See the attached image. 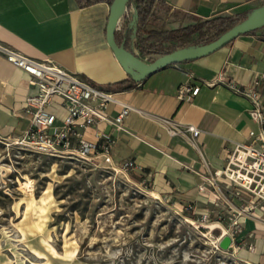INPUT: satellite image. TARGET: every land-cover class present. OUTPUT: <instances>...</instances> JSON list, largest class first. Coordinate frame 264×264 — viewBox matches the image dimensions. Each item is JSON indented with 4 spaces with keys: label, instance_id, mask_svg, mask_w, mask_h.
<instances>
[{
    "label": "crops",
    "instance_id": "0c3cea01",
    "mask_svg": "<svg viewBox=\"0 0 264 264\" xmlns=\"http://www.w3.org/2000/svg\"><path fill=\"white\" fill-rule=\"evenodd\" d=\"M161 1L170 10V29L225 13L247 18L264 5V0ZM109 12L105 1L81 7L79 0H0V40L31 57L51 58L130 103L133 109L124 124L131 133L99 126L118 137L114 162L134 160L131 170L147 181L152 192L187 208L202 213L224 208L228 215L237 216L240 231L232 249L249 264H264V226L258 224L264 222V214L260 210L240 213L242 201L228 192H220L215 205L199 190L205 177L225 165L234 143L247 141L248 130L260 128L248 113L250 101L235 88L258 80L264 94V23L212 53L183 59L136 81L107 42ZM128 13L134 25L135 8ZM132 36L135 45V31ZM184 82L200 85L199 92L178 98L177 89ZM36 92L30 75L0 54L1 137L16 140L28 128L26 98ZM121 108L118 102H110L107 112L116 116ZM55 109L65 113L60 105ZM187 124L202 130L194 142L170 132Z\"/></svg>",
    "mask_w": 264,
    "mask_h": 264
},
{
    "label": "rangeland",
    "instance_id": "374dc122",
    "mask_svg": "<svg viewBox=\"0 0 264 264\" xmlns=\"http://www.w3.org/2000/svg\"><path fill=\"white\" fill-rule=\"evenodd\" d=\"M157 15L156 26L170 27L169 9ZM117 165L48 156L0 136V264H249L219 246L228 213L204 220Z\"/></svg>",
    "mask_w": 264,
    "mask_h": 264
},
{
    "label": "built area",
    "instance_id": "2783aa9c",
    "mask_svg": "<svg viewBox=\"0 0 264 264\" xmlns=\"http://www.w3.org/2000/svg\"><path fill=\"white\" fill-rule=\"evenodd\" d=\"M0 54L26 71L30 75V83L37 86V92L26 98L24 112L29 118V126L16 139L17 142L48 156L115 165L113 155L118 137L99 126L107 124L117 131L131 133L124 124V119L133 109L130 103L118 99L115 93L95 85L80 73L58 65L51 58L31 57L1 40ZM258 83L255 80L244 88H235V91L250 101L248 113L259 124V130L249 129L247 141L235 142L225 165L215 169L213 175L205 177L199 190L205 192L208 202L215 205L221 199L220 192H228L242 201L240 213L255 214V210H260L263 215L264 94L258 88ZM199 90L200 85L184 82L178 87L177 96L188 99ZM110 102L121 104L118 115L111 116L107 112ZM57 105L65 110L64 114L56 111ZM170 132L194 142L202 130L194 124H187L184 128L174 127ZM117 166L125 172L134 168L135 162L127 160ZM210 212L203 214L204 220ZM215 212L222 218L225 210L220 208ZM238 225V217L228 215L226 231L233 241L239 232Z\"/></svg>",
    "mask_w": 264,
    "mask_h": 264
},
{
    "label": "trees",
    "instance_id": "16d2710c",
    "mask_svg": "<svg viewBox=\"0 0 264 264\" xmlns=\"http://www.w3.org/2000/svg\"><path fill=\"white\" fill-rule=\"evenodd\" d=\"M105 1L110 5L113 0H79L81 7H86L95 2ZM134 7L136 11L135 23L131 24L129 11ZM162 7H168L161 0H128L127 11L124 14V22L115 37L119 44L132 50L131 36L135 31L137 40L136 47L142 55L150 60L174 50L196 46L211 42L236 24L247 19L240 15L216 16L199 23L189 24L175 29L156 26L157 12ZM198 33L196 39L194 35Z\"/></svg>",
    "mask_w": 264,
    "mask_h": 264
},
{
    "label": "water",
    "instance_id": "95a60500",
    "mask_svg": "<svg viewBox=\"0 0 264 264\" xmlns=\"http://www.w3.org/2000/svg\"><path fill=\"white\" fill-rule=\"evenodd\" d=\"M127 1L128 0H113L111 3L106 26V35L107 42L113 50L116 58L127 73L136 81L144 80L157 70L178 63L183 59H196L212 53L227 45L239 35L256 30L264 23V5H262L256 8L247 19L233 26L217 39L208 43L174 50L149 62L143 59L134 49L130 50L126 48L123 43L119 44L116 40L115 32L120 18L126 10ZM127 59L134 63L136 69H133L128 64ZM232 243V236L230 234H224L220 239L219 246L222 249L227 250L232 248Z\"/></svg>",
    "mask_w": 264,
    "mask_h": 264
},
{
    "label": "bare ground",
    "instance_id": "6f19581e",
    "mask_svg": "<svg viewBox=\"0 0 264 264\" xmlns=\"http://www.w3.org/2000/svg\"><path fill=\"white\" fill-rule=\"evenodd\" d=\"M128 64L133 68L136 69V66L134 65V63L132 61H130L129 59H127ZM202 194H204L206 196L205 192H202ZM242 217V216H241ZM258 224L260 226H264V222H261L260 220L258 221ZM225 234H227V231L224 232Z\"/></svg>",
    "mask_w": 264,
    "mask_h": 264
}]
</instances>
